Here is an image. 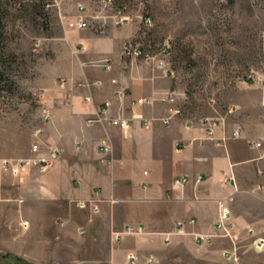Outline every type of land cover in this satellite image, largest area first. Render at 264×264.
<instances>
[{"label":"crops","instance_id":"1","mask_svg":"<svg viewBox=\"0 0 264 264\" xmlns=\"http://www.w3.org/2000/svg\"><path fill=\"white\" fill-rule=\"evenodd\" d=\"M139 36L138 21L114 26L106 20L99 32L69 30L65 51L37 85L50 109L41 141L58 149L59 157L44 172L31 169L10 180L19 192L12 200L19 209L14 218L27 224L19 233L17 221L4 235H26L29 264H122L128 252L142 262L147 255L158 257L161 245L175 253L185 250L184 243L192 253L207 251L194 237L213 234L217 213L224 207L246 246L236 264H264V249L254 253L247 245L253 237L264 244V156L251 146L259 139L264 145V90L258 89L252 111L245 114L248 123L225 121V134L238 126L239 138L215 146L222 136L219 127L214 140L206 139L200 119L171 116V109L178 108L172 76L122 56L124 43L138 44ZM103 59L108 60L107 70L97 66ZM118 90L123 97H116ZM170 92L173 103H161ZM138 99L151 102L136 104ZM130 116L155 121L147 128L131 121L125 129L108 123ZM98 117L105 120L97 121ZM166 118V124L158 120ZM176 177H184L186 183L172 188ZM79 202L95 203L96 212L78 208ZM189 220L193 223L175 226ZM126 226H139L142 234L108 241L112 232ZM246 226L252 228V237L245 234ZM83 234L109 242L108 258L84 259ZM210 242L223 264L219 246L226 247L225 242Z\"/></svg>","mask_w":264,"mask_h":264},{"label":"rangeland","instance_id":"2","mask_svg":"<svg viewBox=\"0 0 264 264\" xmlns=\"http://www.w3.org/2000/svg\"><path fill=\"white\" fill-rule=\"evenodd\" d=\"M117 11L127 15L129 22L138 21V44L149 53H155L165 40L169 42L165 63L173 75L176 105L182 117L194 120L224 117L228 124L249 122L245 114L252 111L258 89L261 93L264 90L259 82L251 80V77L262 78L264 73V0H0V162L20 167L21 161L34 159L52 148L43 145L42 133L38 136L34 132L41 126L39 110L45 105L37 85L44 79V72L55 66L59 54L65 51L62 49L66 46L65 37L72 30L68 22L81 16L89 25L102 23L104 26L106 20H115ZM146 17L150 19V28L141 26ZM145 64L155 68L151 63ZM150 102L145 100L144 103ZM229 106L236 108L232 115L225 114ZM34 144L36 152L32 150ZM58 157L59 151L50 167ZM31 169L38 171L29 166L15 175L0 169V264H11L10 257L14 255L28 263L23 242L26 235L11 237L8 234L17 221L19 233H24L27 224L23 219L14 218L19 209L12 200L19 192L17 184L12 185L10 180ZM83 205L79 207L77 203L80 209L89 207L92 213H95L93 208L97 210L93 202H83ZM113 233L108 238L110 243L129 236L114 237ZM141 234L142 229L130 235ZM212 235H207L209 238L202 242L194 237L207 251L192 253L184 243L185 250L175 253L161 245L158 257L147 255L142 262L220 264L211 250L215 246L210 242L217 238L226 244V247L219 246L223 264H236L246 251L240 235L233 243L236 245L235 262H228L221 254L231 249L230 241ZM246 235L252 237V234ZM255 239L261 238L253 237L247 245L257 253L251 246ZM167 242L168 239H164L163 243ZM82 245L84 259L103 261L110 254V244L105 243L103 237L83 234ZM263 249L264 244L261 251ZM141 260L128 252L122 264H142Z\"/></svg>","mask_w":264,"mask_h":264},{"label":"built area","instance_id":"3","mask_svg":"<svg viewBox=\"0 0 264 264\" xmlns=\"http://www.w3.org/2000/svg\"><path fill=\"white\" fill-rule=\"evenodd\" d=\"M80 9V7H79ZM116 15L114 16L115 20H112L114 26H120L122 24L128 23L129 18L127 15H122L118 11L115 13ZM113 18V19H114ZM68 28L71 29H77V30H82V29H92L93 31H101L102 30V23L96 24V25H89L86 23L84 17L78 16L75 20L68 22L67 23ZM143 28H150L151 23L150 19L148 17L142 19V25ZM139 31V30H138ZM169 51V42L165 40L161 47L155 52V53H149L146 51L141 45L134 43L132 44L131 42H126L122 46L121 54L124 57H129L131 59H138L142 61L143 63H151L154 65L155 69L163 71V74H168L169 76H173L172 72L166 68V63H165V57ZM97 65L99 67H102L103 69L107 70L109 68L108 65V60L103 59L98 61ZM264 72V70H263ZM251 80L253 82H259L261 86H264V73L262 75V78H257L255 77L254 79L251 77ZM60 83L63 82V80H59ZM264 89V87H262ZM116 97L121 98L123 97V91L118 90L116 91ZM42 97V94H41ZM174 93L170 92L164 95L161 99L160 102L164 104H172L174 101ZM84 100H88V98H85ZM145 100L138 99L135 101L136 104H142L144 103ZM104 107L108 106V103L103 104ZM102 113L104 110H101ZM236 111L235 107L229 106L225 114L226 115H232ZM180 114V111L178 108L171 109V116H176ZM39 118L41 122V126H38L34 129V132L39 136L42 133V124L47 122L50 118V109L46 106L43 105L40 110H39ZM105 118L98 117L97 121H103ZM131 121H139L142 125L143 128H147L150 123L153 121V119H144L141 116H130L128 120H118V119H113L109 120V122L113 124H118L122 129H125L129 122ZM91 122V121H90ZM162 124L167 123V119H163L161 121ZM199 126L202 128L203 135L206 139H212L214 140V129L216 127H219L220 130L222 131V136L221 138L215 140L214 145L215 146H223L224 141L231 139L235 140L238 139L241 133V130L238 126H234L229 135L224 134V127H225V119L224 117H203L199 121ZM34 133V134H35ZM251 146L255 149H259L261 151L260 156H264V145L262 144V139H259L256 142H252ZM32 150L36 152V146L35 144L32 146ZM103 151H107V147L102 148ZM58 151L53 147L49 148L45 153H41V155L36 156L34 159H28L25 161H21L19 163L20 167H10L11 165L7 161H1L0 162V169L1 170H7L10 171L12 174H17L19 175L21 172H24L29 168V166H34L39 172H44L46 171L50 165L55 161L57 158ZM28 166V167H27ZM196 181H198L196 179ZM184 183H186V179L184 177H176L171 181V187L172 188H177L181 187ZM79 207H83V202L78 203ZM92 211L96 212V209L93 208ZM193 221L189 220L187 222H176L175 226L177 228H181L184 224L185 225H190L192 224ZM213 235L214 237H219L221 239H227L230 241L232 244L231 249H227L223 251L221 254L226 259L228 262H235L237 260V255H236V245L233 244L237 241V237H239V232L237 229L234 228L233 223L229 220V212L226 208L221 207L217 213V217L215 219V222L213 224ZM141 232V227H131V226H126L122 229V231L119 232H114L113 236L118 237L121 234H137ZM244 232L245 234H252V228L251 227H244ZM209 238V236H204V235H195V240L196 241H206ZM251 246L253 250L259 252L261 251L263 247V241L262 239H255L254 241H251Z\"/></svg>","mask_w":264,"mask_h":264},{"label":"trees","instance_id":"4","mask_svg":"<svg viewBox=\"0 0 264 264\" xmlns=\"http://www.w3.org/2000/svg\"><path fill=\"white\" fill-rule=\"evenodd\" d=\"M10 258L12 259L13 264H29V263H24L21 259L14 257V256L13 257L11 256ZM4 263H7V261L4 260Z\"/></svg>","mask_w":264,"mask_h":264}]
</instances>
